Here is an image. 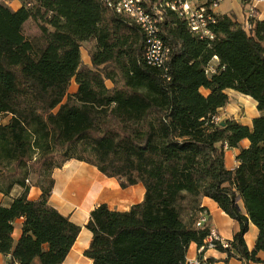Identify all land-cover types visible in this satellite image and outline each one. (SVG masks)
Instances as JSON below:
<instances>
[{
    "label": "trees",
    "instance_id": "obj_1",
    "mask_svg": "<svg viewBox=\"0 0 264 264\" xmlns=\"http://www.w3.org/2000/svg\"><path fill=\"white\" fill-rule=\"evenodd\" d=\"M19 1L17 10L0 1V179L7 181L0 191L24 189L10 205L0 202L7 264L66 260L81 227L50 198L54 171L71 159L97 167L124 189L138 183L146 189L128 211L103 203L91 212L86 228L93 239L84 255L92 264H184L190 244L207 249L209 227H196L204 197L240 225L229 247L217 244L218 252L261 264L264 19L248 33L233 15L218 13L215 37L202 39L168 14L159 27L170 47L162 70L145 59L142 28L102 0ZM29 21L40 28V44L24 34ZM85 42L94 45L91 66L83 64ZM228 90L256 101L260 114L251 125L214 120L230 103ZM228 149H239L234 169L225 164ZM31 185L41 189L36 200L28 198ZM18 219L24 222L15 240ZM251 223L258 235L249 250Z\"/></svg>",
    "mask_w": 264,
    "mask_h": 264
},
{
    "label": "crops",
    "instance_id": "obj_2",
    "mask_svg": "<svg viewBox=\"0 0 264 264\" xmlns=\"http://www.w3.org/2000/svg\"><path fill=\"white\" fill-rule=\"evenodd\" d=\"M6 4L13 10H17L21 7L19 0H13L11 4ZM242 6L239 4V13L241 18L238 19L236 11L229 14L233 15L238 21L243 20ZM264 19V17L262 18ZM218 64L217 58L214 59L210 67L214 68ZM108 85V84H107ZM111 87L110 85H108ZM77 90V84L75 89ZM204 94H208V90L202 89ZM230 96V103L220 109L219 113L225 114L224 118H233L238 122L245 125H251L253 118L257 117L260 113L257 112V103L250 96L243 95L234 90L227 91ZM241 106L245 109H251L252 115L249 119H243L239 117V108ZM248 141L244 140L242 146H248ZM239 153V149H228L226 151L225 164L228 169H234L237 166L236 155ZM53 177L55 180L54 189L50 198V204H52L59 212L65 216H69L70 219L81 227L80 234L76 239L70 253L66 260L62 264H92L93 261L84 255L86 249L90 246L93 239L92 232L86 228V224L90 220L91 212L100 204H107L108 207L116 211H128L130 208L144 200L146 189L142 183L133 185L132 187L122 188L116 178L107 177L102 174L97 167L76 159L68 160L62 168H58L54 171ZM23 188L15 186L9 192L4 194L0 191V202L5 205H10L14 198L20 196L23 193ZM28 198L36 200L41 195V189L38 186L31 185L28 192ZM200 207L207 212L209 217V223L207 226L216 230L218 235L227 241H232L234 235L239 232V223L229 217L219 205L208 197L202 198ZM198 217L200 212L197 213ZM24 219H18L16 221L14 238L17 240L21 234V227ZM258 235V228L254 224H250V229L246 234V244L249 250H252L255 246V242ZM187 254L188 259H193L200 256V249L196 243L190 244V248ZM207 259H215L216 262L209 264H242L240 260L235 257L229 258L224 252H218L216 249H206L201 252ZM258 257L262 259L264 264V252L258 254ZM8 256L0 253V264H7Z\"/></svg>",
    "mask_w": 264,
    "mask_h": 264
},
{
    "label": "built area",
    "instance_id": "obj_3",
    "mask_svg": "<svg viewBox=\"0 0 264 264\" xmlns=\"http://www.w3.org/2000/svg\"><path fill=\"white\" fill-rule=\"evenodd\" d=\"M110 9L127 19V16H137L138 23H143V32L153 36V43L148 52V57H159L160 51L163 48L158 47L155 36L153 35V27L163 28L168 14H175L182 18L188 29L196 36L202 39H213L215 34L211 26L216 22V15L219 13V8L225 0H170L171 9H163V0H102ZM167 1V0H166ZM242 6L243 20L241 24L246 32H250L254 23L262 20L264 17V0H235ZM142 3H149L153 9V18H145L141 13ZM136 25V24H135ZM167 63H160L156 66L159 69L167 70ZM209 72H213L214 68L210 67ZM223 118L219 115L214 116L216 122ZM29 183V180H27ZM209 217L207 212L200 213L199 219L196 222V227L208 228ZM210 233L206 239L207 249H216L217 244L223 248L229 247V242L218 235L215 229L210 228ZM205 249H200V256L193 259H186L184 264H209L208 259L201 255Z\"/></svg>",
    "mask_w": 264,
    "mask_h": 264
},
{
    "label": "rangeland",
    "instance_id": "obj_4",
    "mask_svg": "<svg viewBox=\"0 0 264 264\" xmlns=\"http://www.w3.org/2000/svg\"><path fill=\"white\" fill-rule=\"evenodd\" d=\"M0 1L4 2L5 4H6V2H8V4H11V2L13 0H0ZM239 4L240 3L235 2V0H225L224 2L221 3L219 11H221L222 13H231V14H232V12L236 11V16L238 19H240L241 15L239 13ZM24 34L28 39L30 38V40H32L34 43H36V44L41 43V38H42L41 37V31H40L39 26L35 22H33V21L26 22V25H24ZM93 48H94L93 43L85 42L83 44V46H82V59H83L84 65L91 66L90 53L93 50ZM107 84L110 86L113 85L111 81H108ZM75 87H76V82L73 81L71 88H70V91H73L75 89ZM239 108L241 110H239V117L238 118H240V113H241V118H243L245 120L249 119L250 116L252 115V113L250 111L251 109L247 108L248 112L246 113L244 108H242L241 106H239ZM225 114H228V113L225 112L223 114H220V116L222 118H224ZM30 164L32 165V163H30ZM30 167L32 168V166H30ZM32 169H30L29 178L36 181L38 178L32 172ZM6 183H7L6 180L0 179V185H5Z\"/></svg>",
    "mask_w": 264,
    "mask_h": 264
},
{
    "label": "bare ground",
    "instance_id": "obj_5",
    "mask_svg": "<svg viewBox=\"0 0 264 264\" xmlns=\"http://www.w3.org/2000/svg\"><path fill=\"white\" fill-rule=\"evenodd\" d=\"M163 9H171V1L170 0H163ZM141 13L142 16H145V18H153V9L151 6H149V3H142L141 5ZM127 18L139 25L143 30V23H138V17L137 16H127ZM160 28L159 27H153V35L155 36L157 42H159L160 48H163V50L160 51L159 57H148V52L150 51V48L153 43V36L149 35V33H145L146 36V50H145V59L148 64L152 66H160V63H166L169 59L170 54V47L169 45L163 40V38L160 35Z\"/></svg>",
    "mask_w": 264,
    "mask_h": 264
}]
</instances>
